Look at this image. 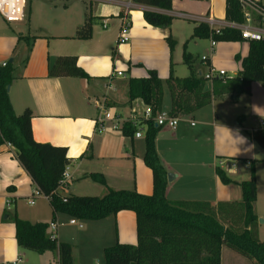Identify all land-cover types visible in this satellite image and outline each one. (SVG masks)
<instances>
[{
    "label": "crops",
    "instance_id": "1",
    "mask_svg": "<svg viewBox=\"0 0 264 264\" xmlns=\"http://www.w3.org/2000/svg\"><path fill=\"white\" fill-rule=\"evenodd\" d=\"M258 1L264 6V0ZM145 10L173 16L171 26L150 25L144 18ZM88 14L93 17L92 37L74 38ZM210 18L216 29L230 25L226 0H172L171 11L133 0H27L24 21L9 22L0 14V65L12 60L15 66L9 91L14 111L18 115L31 111L36 141L68 148L66 170L70 179L59 188L62 196L101 197L108 188L153 193V173L144 162V136L126 137L111 123L105 124L103 133L98 132L100 107L116 108L125 116L138 115L141 106L144 112L139 101H129V79L146 77L149 70H156L162 80L169 78L171 71L177 77H187L190 71L184 63V51L177 46L183 48L192 40L195 26L208 23ZM127 21L131 23L128 40L120 43V31ZM169 35L177 42L173 51L166 41ZM193 40L195 46L202 44L201 40L210 41L196 63L201 75L208 72L203 56H208L213 68L223 62L219 69H229L225 77L233 78L241 69L236 56L243 59L249 54V42H219L211 52L210 39ZM61 55L77 56L78 65L90 78L49 76L50 65ZM117 72L123 75H114ZM165 97L163 113L170 108V98L166 101ZM261 121L264 84L252 82L236 100L227 94L217 97L192 115L181 116L175 128L160 127L157 152L168 174L173 175L168 180V199L239 201L240 183L250 178L252 162L258 187L256 212L264 219V146L250 137L252 132L263 131ZM217 168L223 169L230 184L221 181ZM93 173L103 175L106 185L92 180L89 175ZM30 200L35 204L30 205ZM26 206L31 207L30 213ZM14 214L33 223L50 224L55 219L57 228L48 229V234L72 246L73 264H106L105 248L116 243L137 244L138 240L133 211L97 221L79 220L82 227L71 224L67 214H54L50 201L21 166L13 147L5 144L0 147V264L16 260L26 264V254L16 239ZM261 235L258 227L260 240ZM40 254L43 261L29 263L59 264L57 250ZM224 257L223 248L222 264Z\"/></svg>",
    "mask_w": 264,
    "mask_h": 264
},
{
    "label": "trees",
    "instance_id": "2",
    "mask_svg": "<svg viewBox=\"0 0 264 264\" xmlns=\"http://www.w3.org/2000/svg\"><path fill=\"white\" fill-rule=\"evenodd\" d=\"M159 10L171 11L172 0H133ZM146 22L154 27L169 28L173 16L153 10H145ZM226 20L244 23L245 18L239 0H226ZM93 17L88 14L74 38L87 40L92 37ZM191 39H213L216 42H249V54L241 59L238 75L233 78L207 77L196 69L197 59L184 50V63L190 74L177 77L171 71L169 78L162 80L156 70L148 76L129 79L130 103L139 101L151 109L152 116L143 123L145 133L144 162L153 173V193L137 190L108 188L105 195L62 196L60 180L70 163L68 148L41 143L34 139L32 113L30 110L18 115L14 111L7 91L15 73L13 62L0 65V147L11 144L21 166L31 177L39 192L48 198L54 214H67L80 221H97L116 216L121 211H133L137 221V244L116 243L104 249L106 264H222V249L227 247L249 260L252 264H264V241L258 236L256 201L258 187L254 163H250V178L240 183L242 199L239 201L170 200L167 197L168 172L158 155L156 137L160 127L155 118L163 113L164 97L169 94L170 117L192 115L209 105L217 97L230 95L232 100L247 91L252 82L264 84V40L247 41L241 30L222 27L217 30L201 22L193 30ZM166 41L171 49L176 40L169 35ZM51 77L90 76L78 65L75 55H61L49 67ZM212 83L209 88L208 84ZM135 127L125 123L122 133L134 137ZM250 137L264 146L263 131ZM217 174L224 184L232 181L221 168ZM90 178L106 185L103 175L93 173ZM16 226L18 246L23 250L44 253L59 252V264H73L72 246L48 234L49 223L30 222L17 214L12 216ZM55 221V219H53Z\"/></svg>",
    "mask_w": 264,
    "mask_h": 264
},
{
    "label": "built area",
    "instance_id": "3",
    "mask_svg": "<svg viewBox=\"0 0 264 264\" xmlns=\"http://www.w3.org/2000/svg\"><path fill=\"white\" fill-rule=\"evenodd\" d=\"M243 9V14L245 21L242 24L231 22L228 27L237 28L241 30L242 37L247 41H260L264 40V6L260 4L258 0H239ZM26 9H27V0H0V14L9 22H21L24 21L26 17ZM208 24L214 28L215 21L210 18ZM131 28V23L127 21L125 25L122 26L120 31L119 42L125 43L128 40L129 32ZM216 29V28H215ZM220 29V28H219ZM219 29H216L217 32ZM211 40V52L216 46L217 42L213 39ZM202 61L208 67L207 77H224L226 76V71L224 69L216 70L215 68L209 66L208 56H203ZM3 66L7 65V62L2 63ZM117 76H122V72H117ZM111 78V77H110ZM111 81V80H110ZM108 87H112V84H109ZM100 115L97 118L96 124H98V132L103 133L105 131V124L111 123L112 127L116 130L122 131V127L125 123H130L133 127H135L136 132L135 138H142L145 133V129L143 123L150 119L152 116L151 109L149 107H145L143 114L141 115H133V116H125L122 111L117 110L113 107H100ZM180 117H170L167 113H161L155 118L156 124L162 127H170L175 128L179 121ZM191 125H195L194 121H191ZM261 126L264 128V121H261ZM264 133V129H263ZM9 147H12L11 144H7ZM233 166H236L234 163ZM70 179V175L66 170L62 179L60 180V187H64L67 185ZM47 198V197H46ZM48 199V198H47ZM30 205L35 204L34 200L29 201ZM71 224H76L82 227V224L77 221V219L72 218L70 220ZM58 223L53 221L49 225V229L56 230ZM55 237L54 235H51ZM18 261H13L7 264H17Z\"/></svg>",
    "mask_w": 264,
    "mask_h": 264
},
{
    "label": "rangeland",
    "instance_id": "4",
    "mask_svg": "<svg viewBox=\"0 0 264 264\" xmlns=\"http://www.w3.org/2000/svg\"><path fill=\"white\" fill-rule=\"evenodd\" d=\"M202 42H200V43H202V44H199V45H194V42H195V40H190V41H186L185 42V44L183 45V48L181 47V46H177V49L178 50H180V49H182L183 51L185 50L186 52H188V53H190V54H192L193 56H194V58L195 59H197V62H199L200 60H201V56H202V54L205 52V51H207V49H208V45H209V43H210V41H208V40H206V41H204V40H201ZM218 44H219V42L217 43V46H218ZM176 45H177V42H176ZM188 46H189V48H188ZM220 59H222V58H220ZM218 64H220V65H224L223 64V62H220V63H217L216 65H214L215 66V68H221L222 66H220V65H218ZM227 68V67H226ZM202 70H203V73H205V71H206V69H204V66H202ZM229 69H225V71L228 73L229 71H228ZM228 74H230V72L228 73ZM231 75H232V73H231ZM166 99H169V95L168 94H166V97H165V100ZM167 101V100H166ZM137 112H138V115H141V114H143V109H142V106L140 107V109H137ZM26 212H31V207H27L26 206ZM260 219H263V217L262 218H259L258 219V226L262 229V235H261V240H263L264 241V223H261L260 222ZM78 222H79V220H78ZM81 222V221H80ZM79 222V223H80ZM224 248V250H225V254H226V257H224L225 258V260H224V264H241V262L240 261H238L235 257H240V258H242V259H244V261L246 262V263H250V264H252L249 260H247L246 258H244L243 256H241V255H239L237 252H235V251H233L232 249H230V248H227V247H223ZM26 254V256L24 257V262L26 263V264H31V263H29L30 262V260H32V262H33V260H41V261H43L42 260V257H44V256H41L42 254H40V253H38V252H34V251H27V250H24L23 251V254ZM229 255H231L230 257H228ZM236 255V256H235Z\"/></svg>",
    "mask_w": 264,
    "mask_h": 264
},
{
    "label": "water",
    "instance_id": "5",
    "mask_svg": "<svg viewBox=\"0 0 264 264\" xmlns=\"http://www.w3.org/2000/svg\"><path fill=\"white\" fill-rule=\"evenodd\" d=\"M10 62H12V60H11ZM7 91H8V92L10 91V85L8 86ZM155 126L158 127V124H155ZM167 177H168V180L171 181L173 175H172V174H168ZM260 222H261V223H264V219H260Z\"/></svg>",
    "mask_w": 264,
    "mask_h": 264
}]
</instances>
